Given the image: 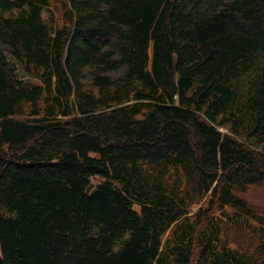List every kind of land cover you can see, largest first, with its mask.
Segmentation results:
<instances>
[{"label": "trees", "instance_id": "trees-1", "mask_svg": "<svg viewBox=\"0 0 264 264\" xmlns=\"http://www.w3.org/2000/svg\"><path fill=\"white\" fill-rule=\"evenodd\" d=\"M262 186L264 0H0V264H264Z\"/></svg>", "mask_w": 264, "mask_h": 264}, {"label": "rangeland", "instance_id": "rangeland-1", "mask_svg": "<svg viewBox=\"0 0 264 264\" xmlns=\"http://www.w3.org/2000/svg\"><path fill=\"white\" fill-rule=\"evenodd\" d=\"M98 181L99 179L96 178L92 180V183L96 184ZM242 197L257 209L264 211V186L251 189Z\"/></svg>", "mask_w": 264, "mask_h": 264}]
</instances>
